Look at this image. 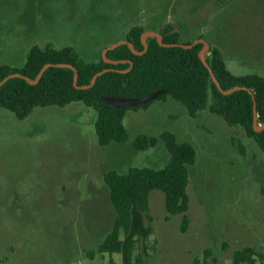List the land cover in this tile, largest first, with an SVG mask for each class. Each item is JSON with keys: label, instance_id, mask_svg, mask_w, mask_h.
Wrapping results in <instances>:
<instances>
[{"label": "rangeland", "instance_id": "1", "mask_svg": "<svg viewBox=\"0 0 264 264\" xmlns=\"http://www.w3.org/2000/svg\"><path fill=\"white\" fill-rule=\"evenodd\" d=\"M133 26H172L179 43L217 48L231 73L264 78V0H0V65L21 68L31 46L47 44L96 62ZM175 103L182 109L153 100L127 110L128 139L103 146L96 112L81 102L35 107L24 119L0 107V264H120L119 254L97 252L116 215L103 174L162 168L165 131L195 151L189 206L168 215L163 193H149L152 233L136 251L146 246L143 264H231L236 250L263 252L264 153L242 128ZM139 134L155 145L136 150Z\"/></svg>", "mask_w": 264, "mask_h": 264}, {"label": "trees", "instance_id": "2", "mask_svg": "<svg viewBox=\"0 0 264 264\" xmlns=\"http://www.w3.org/2000/svg\"><path fill=\"white\" fill-rule=\"evenodd\" d=\"M141 26L129 29L125 40L137 51L143 50ZM162 41L177 43L178 33L172 26L160 31ZM146 52L134 54L126 44L108 50L106 57L113 60H131L129 63H106L102 57L96 62H85L72 47L55 49L33 45L29 48L26 61L21 68L0 65V82L9 74L18 72L34 80L46 63H64L74 67L78 74V85L89 84L93 75L103 69H112L99 75L88 89H77L73 85V70L68 67L49 66L41 74L37 83L32 84L22 77L7 79L0 86V107L12 112L18 119L27 117L33 108L49 105L65 106L81 102L96 112L94 129L99 145L124 143L128 134L123 124L129 109L148 106L152 101L134 107H113L102 101V97L116 96L137 98L155 90H164L154 100L166 97L179 102L189 116H197L209 109L220 116L230 127H240L245 135L252 138L264 153V129L254 131L253 99L256 104L257 121L264 124V78L257 74L234 75L225 66L219 50L209 47L205 59L213 75L223 89L243 86L247 90H235L221 94L212 81L208 69L198 58L202 47L196 43L190 48L178 46L163 47L156 38L145 39ZM189 44V43H186ZM169 161L160 169L147 166L132 167L125 173L109 170L103 174V181L109 191L110 203L115 211L112 229L98 245L97 252L121 257L120 264H143V253L136 252L140 243L152 233L149 221V193L160 190L164 196V207L168 215L184 214L188 210L187 195L188 168L195 162V151L186 143H178L170 132H163ZM155 145V139L146 134L135 137L133 146L145 151ZM187 218L184 216L181 229L185 230ZM94 250L88 252L93 256ZM255 257L264 261V251L256 252L251 247L236 250L231 264H255ZM110 264H115L111 259Z\"/></svg>", "mask_w": 264, "mask_h": 264}, {"label": "water", "instance_id": "3", "mask_svg": "<svg viewBox=\"0 0 264 264\" xmlns=\"http://www.w3.org/2000/svg\"><path fill=\"white\" fill-rule=\"evenodd\" d=\"M148 36H153L156 38L157 42L159 43V45L163 46V47H172V46H178V47H182V48H190L192 47L193 45H195L196 43H201L202 44V47L201 49L199 50L198 52V58L200 59V61L203 63V65L208 69L209 73L211 74V78H212V81L214 82V84L216 85L217 89L219 90V92L221 94H224V95H227L235 90H240V89H243V90H247V88L243 87V86H234L232 88H229V89H223L221 86H220V83L217 81V79L215 78V76L213 75L212 73V70L211 68L209 67L206 59H205V52L208 51L209 49V44L206 43L205 41L201 40V39H198L192 43H189V44H183V43H165L162 41V38H161V34L160 32H153V31H144L142 34H141V43L143 45V50L142 51H137L133 48L132 44L130 42H128L127 40H121V41H118V42H115L107 47H105L102 52H101V57L103 59L104 62L106 63H111V64H117L119 62H122V63H129V67L127 69H124V70H119L120 72H127L129 71L131 68H132V61L131 60H113V59H109L106 57V53L108 50H111L119 45H122V44H126L130 50L132 51V53L134 54H142L144 52H146L147 50V44H146V37ZM49 66H56V67H68V68H71L73 70V85L75 88L77 89H88L90 88L94 82L96 81L97 77L99 75H101L102 73L104 72H107L109 70H112V69H103V70H100L98 72H96L93 77L91 78L89 84L87 85H78L77 84V81H78V74H77V71L74 67H72L70 64H64V63H57V64H52V63H46L38 72V74L36 75L35 79L34 80H29L27 77H25L24 75H22L21 73H18V72H14V73H11L9 75H7L1 82H0V86L9 78H13V77H22L26 80H28L30 83L32 84H35L38 82L42 72ZM164 90H155L147 95H144V96H141V97H137V98H124V97H116V96H105V97H102V101L106 104H109L113 107H116V108H119V107H134V106H137V105H141V104H145L149 101H152L154 100L155 98H157V96L161 93H163ZM252 99H253V120H252V126H253V129L254 131L258 132V131H261L264 129V124H259L258 121H257V114H256V104H255V100L252 96Z\"/></svg>", "mask_w": 264, "mask_h": 264}, {"label": "crops", "instance_id": "4", "mask_svg": "<svg viewBox=\"0 0 264 264\" xmlns=\"http://www.w3.org/2000/svg\"><path fill=\"white\" fill-rule=\"evenodd\" d=\"M210 46V45H209ZM211 47V46H210ZM233 74V73H232ZM235 75V74H234ZM159 101V103L160 104H162V105H170V106H174L175 108H180V109H182V107L181 106H179L178 104H176L175 102H173L174 100L173 99H171V98H169V97H166V98H164V99H162V100H158ZM177 103H179V102H177ZM206 110V109H205ZM205 110H203V111H205ZM209 110V109H208ZM184 111H185V113L188 115V113L186 112V110H185V108H184ZM210 111V110H209ZM201 112V111H200ZM199 112V113H200ZM211 112V111H210ZM210 115L211 116H213V117H215V116H217L216 114H214V113H210ZM199 116V114H197V116L196 117H198ZM245 134V133H244ZM246 136V135H245ZM247 137V136H246ZM247 139H252V138H249V137H247ZM252 141H253V139H252ZM256 192H257V194H264V189L263 188H261L260 186L256 189Z\"/></svg>", "mask_w": 264, "mask_h": 264}]
</instances>
